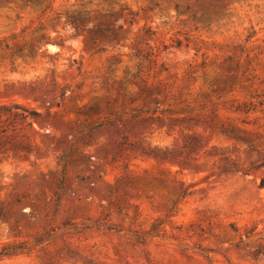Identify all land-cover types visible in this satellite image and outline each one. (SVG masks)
Listing matches in <instances>:
<instances>
[{
  "label": "rangeland",
  "instance_id": "rangeland-1",
  "mask_svg": "<svg viewBox=\"0 0 264 264\" xmlns=\"http://www.w3.org/2000/svg\"><path fill=\"white\" fill-rule=\"evenodd\" d=\"M15 103L0 264H264V0H0Z\"/></svg>",
  "mask_w": 264,
  "mask_h": 264
},
{
  "label": "trees",
  "instance_id": "trees-1",
  "mask_svg": "<svg viewBox=\"0 0 264 264\" xmlns=\"http://www.w3.org/2000/svg\"><path fill=\"white\" fill-rule=\"evenodd\" d=\"M59 17L64 18L65 22L68 23L72 29V33L75 37H81V36H88L90 38L93 37H99V38H105L108 40H114L113 37H111V28L105 27L102 28L100 26H91L89 25L88 20H83L79 15L74 14L73 9H68L64 11L62 14H59ZM116 29H119V25L116 27ZM20 109L21 112L18 113L15 110ZM12 115L13 117H20L22 119L27 118L28 116H36L39 117V113H29L26 108L19 104H0V119L2 115ZM158 150V149H157ZM156 156V155H154ZM188 194L187 188H183L180 186L179 196L184 197ZM9 254V253H6Z\"/></svg>",
  "mask_w": 264,
  "mask_h": 264
}]
</instances>
